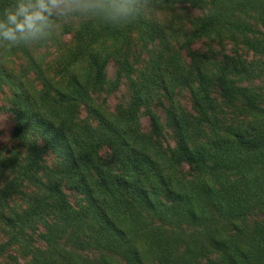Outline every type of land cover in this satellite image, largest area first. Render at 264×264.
I'll return each mask as SVG.
<instances>
[{
    "label": "trees",
    "instance_id": "16d2710c",
    "mask_svg": "<svg viewBox=\"0 0 264 264\" xmlns=\"http://www.w3.org/2000/svg\"><path fill=\"white\" fill-rule=\"evenodd\" d=\"M167 1L207 12L180 36L148 3L154 53L121 48L115 78L90 24L51 67L29 47L21 76L0 62V264H264V0ZM216 38L232 54L195 49Z\"/></svg>",
    "mask_w": 264,
    "mask_h": 264
},
{
    "label": "rangeland",
    "instance_id": "374dc122",
    "mask_svg": "<svg viewBox=\"0 0 264 264\" xmlns=\"http://www.w3.org/2000/svg\"><path fill=\"white\" fill-rule=\"evenodd\" d=\"M5 1L7 5L1 6L0 12L13 2V0ZM154 2L157 4L156 7H153ZM148 3H150L149 6L152 7V11H157V16L162 20L164 26L168 29H174L180 36L188 35L190 33L193 28V18H197L207 12V10H200L193 7L190 3H174L167 0H148ZM146 14H149V12L146 11ZM70 23H78L79 26L87 24L92 25L90 34H97L99 36V41L102 43L100 50H102L103 56L108 59L109 78H115L116 71L120 65V60L118 58L125 53L120 51L121 48L123 50L129 49V52L126 51V53H128V56H131L130 61L135 60L132 59L133 55L136 56L137 59L139 57V60H136V63L138 61L141 66L146 64L148 59L150 60L154 53L151 52L152 48H150V42L146 39L148 35L143 33L144 30H142L141 26H135V24L138 23L137 19L132 23L119 26L105 23L102 20L95 18L87 20L77 19L62 22L60 27L46 44L29 47L37 58L42 59L45 67H51L58 62V53L60 49L62 51L64 47H66L70 50L75 47L76 41H74L73 33H65L66 27L69 28L68 25H70ZM258 29L259 31L257 35L264 40V28L258 26ZM175 42L176 41H174V43ZM234 47H236V45L229 40L221 42V39L218 38L210 40L205 39L195 45V49L200 53L208 54L210 57H213L214 53L219 60L223 59L225 54H232ZM183 53L186 55L184 51ZM258 57H260V55ZM0 62H2L9 71L19 76L22 75L25 70L24 68L29 63V61L23 56L22 51L18 50L16 54V51L12 49L7 50L2 47H0ZM251 82L256 88L259 87V89L264 92V74ZM126 94V85L121 83L119 89L109 96V106L113 108L118 102L125 98ZM4 96L5 93L0 88V105L4 102ZM181 99L184 105L190 107L189 95L186 92ZM158 113L162 115L163 111L158 110ZM142 122L146 130L151 129L150 119L148 117H144ZM12 130L13 120L10 114L0 111V147L10 145ZM167 137L169 141H173L171 136ZM263 216L264 213H259L257 218L255 216L252 218L258 220V218H263Z\"/></svg>",
    "mask_w": 264,
    "mask_h": 264
},
{
    "label": "clouds",
    "instance_id": "9594fccd",
    "mask_svg": "<svg viewBox=\"0 0 264 264\" xmlns=\"http://www.w3.org/2000/svg\"><path fill=\"white\" fill-rule=\"evenodd\" d=\"M148 0H13L0 12V47L44 45L62 22L95 18L112 25L134 22Z\"/></svg>",
    "mask_w": 264,
    "mask_h": 264
}]
</instances>
